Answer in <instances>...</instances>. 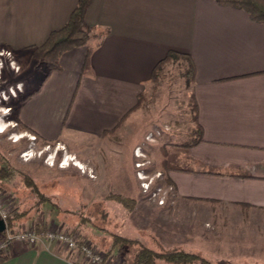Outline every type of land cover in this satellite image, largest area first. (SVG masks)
I'll list each match as a JSON object with an SVG mask.
<instances>
[{
    "label": "crops",
    "instance_id": "crops-1",
    "mask_svg": "<svg viewBox=\"0 0 264 264\" xmlns=\"http://www.w3.org/2000/svg\"><path fill=\"white\" fill-rule=\"evenodd\" d=\"M76 3L0 0L1 49L21 53L42 44ZM85 21L106 33L61 55L60 69L21 104L19 122L44 143L91 147L109 141L127 115L136 118L157 62L169 50L188 54L201 132L179 144L177 166L165 172L173 194L164 214L176 222L192 219L196 230L192 235L190 225L192 236L172 246L211 261L254 256L248 254L253 247L217 235L220 228L232 231L237 218L264 231V23L216 0H91ZM117 153L107 149L88 159L105 171ZM107 256L106 264H114L115 255ZM0 264L88 263L78 251L39 241L13 244Z\"/></svg>",
    "mask_w": 264,
    "mask_h": 264
},
{
    "label": "rangeland",
    "instance_id": "rangeland-1",
    "mask_svg": "<svg viewBox=\"0 0 264 264\" xmlns=\"http://www.w3.org/2000/svg\"><path fill=\"white\" fill-rule=\"evenodd\" d=\"M185 63H167L161 79L141 94L136 118L127 115L108 133L114 135L112 139L109 135V141L91 147L66 146L44 143L15 121L20 100L41 84L45 63L31 50L0 54V167L6 166L8 173L0 181V194L8 202L9 215L16 210L22 213L14 224L16 230L69 232L115 255L114 264H133L139 244L165 251L173 248V241L185 242L194 235V220L176 222L164 214L173 194L165 172L177 166L174 156L179 144H189L197 136L190 107L192 84L181 71ZM87 149L96 155L100 151L104 155L107 149H120V153L113 154L104 171L88 159L92 153ZM156 189L161 191L152 196ZM119 198L126 199V205ZM236 220L232 231L220 228L217 237L254 248L248 252L254 256L235 262L264 264V231L243 218ZM188 228L192 235H187Z\"/></svg>",
    "mask_w": 264,
    "mask_h": 264
},
{
    "label": "trees",
    "instance_id": "trees-1",
    "mask_svg": "<svg viewBox=\"0 0 264 264\" xmlns=\"http://www.w3.org/2000/svg\"><path fill=\"white\" fill-rule=\"evenodd\" d=\"M216 1L217 3L224 6L241 9L245 11L253 21L264 23V0ZM90 3L91 0H77V3L73 10L70 12L66 22L60 28L52 30L42 44L27 47V49L31 50L32 55L36 59H39L45 63L46 71L42 80H44L50 72L60 69L59 60L64 52L73 48L87 45L89 40L93 37H96L99 40V38H101L106 33V30L96 33L95 27L89 25L85 21V13ZM88 52H90V49L88 50ZM177 60H184L186 62L185 65L182 66L181 71L187 78V82L189 84H192L194 78V64L192 62V59L188 54L175 50H169L166 56L157 62L152 70L150 82H158L163 76L164 68L166 67L167 63H173ZM39 87L40 85L38 86V88ZM38 88L36 90H38ZM30 95L31 94H27L20 100L15 112V121H17V124H20L24 130L30 129L19 122L18 110L21 104ZM140 97L141 95L139 96L137 105L135 107L138 106ZM190 98V107L193 110L192 119L197 125V130L201 132L199 124L197 123L198 108L194 95L191 94ZM199 136L196 137L195 140H197ZM5 168L6 166L0 167V181L2 179H6V177L8 176ZM119 199L121 200V202H123L124 205H126L124 202L126 199ZM127 206H129V204ZM20 215H22V213L16 210L7 217V229L9 231L16 230L17 227L14 224L17 221V217ZM37 229L39 228L37 227ZM107 255L108 253H106V256ZM159 260H162L167 264H241L229 259H218L216 261H211L205 257L200 256L198 253L186 250L181 247H173L165 251H160L143 244H139L136 254L134 255L133 264H156V261Z\"/></svg>",
    "mask_w": 264,
    "mask_h": 264
},
{
    "label": "built area",
    "instance_id": "built-area-1",
    "mask_svg": "<svg viewBox=\"0 0 264 264\" xmlns=\"http://www.w3.org/2000/svg\"><path fill=\"white\" fill-rule=\"evenodd\" d=\"M0 54L10 56L11 50H2ZM144 184L147 185L145 182ZM143 189L146 191L148 188L144 187ZM159 191H161V189H156L151 192V195L155 196ZM159 202L162 204L163 200H160ZM8 216V202L4 201L0 194V219H2L6 225L5 231H3L0 238V255L7 254L9 249L15 243L35 245L39 241H47L60 243L63 247L70 251H78L82 254L88 264H106V254L103 251L92 247V245L83 238L79 239L76 235L69 232L52 229H46L42 232L34 229L9 231L7 229L6 221Z\"/></svg>",
    "mask_w": 264,
    "mask_h": 264
},
{
    "label": "water",
    "instance_id": "water-1",
    "mask_svg": "<svg viewBox=\"0 0 264 264\" xmlns=\"http://www.w3.org/2000/svg\"><path fill=\"white\" fill-rule=\"evenodd\" d=\"M5 228H6L5 222L2 219H0V233L5 231Z\"/></svg>",
    "mask_w": 264,
    "mask_h": 264
},
{
    "label": "bare ground",
    "instance_id": "bare-ground-1",
    "mask_svg": "<svg viewBox=\"0 0 264 264\" xmlns=\"http://www.w3.org/2000/svg\"><path fill=\"white\" fill-rule=\"evenodd\" d=\"M66 164V163H65ZM76 164H79V163H76Z\"/></svg>",
    "mask_w": 264,
    "mask_h": 264
}]
</instances>
